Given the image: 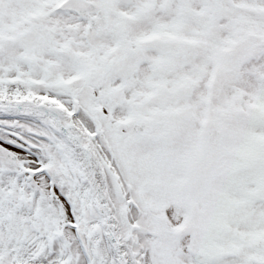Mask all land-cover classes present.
I'll return each instance as SVG.
<instances>
[{
  "label": "snow or ice",
  "instance_id": "obj_1",
  "mask_svg": "<svg viewBox=\"0 0 264 264\" xmlns=\"http://www.w3.org/2000/svg\"><path fill=\"white\" fill-rule=\"evenodd\" d=\"M0 264H264V0H0Z\"/></svg>",
  "mask_w": 264,
  "mask_h": 264
}]
</instances>
